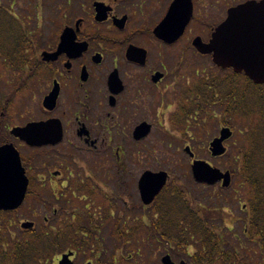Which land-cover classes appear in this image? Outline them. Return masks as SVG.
<instances>
[{"label":"flooded vegetation","instance_id":"1","mask_svg":"<svg viewBox=\"0 0 264 264\" xmlns=\"http://www.w3.org/2000/svg\"><path fill=\"white\" fill-rule=\"evenodd\" d=\"M62 1L59 26L50 33L45 34L37 21L22 19L34 24L38 34L30 52L32 75L26 81L27 90L20 94L34 96L38 92L35 116L25 119L17 114L24 120L13 125L16 116H9L12 106L0 110V146L14 147L28 181L21 206L0 212V223L5 224L0 227V264H59L65 255L72 264H133L141 263L142 251L144 254L151 246L164 249L162 257L169 255L173 264H178L181 259H176L167 243L142 238L119 244L117 234L128 233L135 219L144 217L158 197L148 206L142 204L138 182L145 171L135 183L131 179L120 183L116 175L118 150L123 149L119 153L122 157H132L134 146L141 144L146 159L144 142L152 130L150 113L164 103L176 106L169 116L172 131L183 127V122L199 124L204 119L199 105L206 104L218 118L219 106L224 98L227 100L228 92L224 89L220 94L216 84L226 88L232 72L215 67L211 56L193 48V39L201 36L189 39L182 51L174 49L189 38L197 0H191L192 19L184 34L171 44L159 40L154 30L174 0ZM97 4L104 9L102 21L96 19ZM49 22L53 26V21ZM215 27L201 38L203 42L210 39ZM65 30V47L55 57L47 56L56 53ZM198 59L205 61L208 69L198 70L194 63ZM49 95L54 101L47 107L44 100ZM215 121L219 132L229 127ZM38 123H48L45 132L59 137L58 141L30 146L11 134L13 128ZM230 141L223 142L227 151ZM126 159L133 162L130 157ZM100 160L115 170L104 191L96 179ZM133 188L138 204L122 200L132 196ZM27 224L30 226L24 227ZM21 243H36L38 252L21 247ZM122 249L129 254L120 260L118 251Z\"/></svg>","mask_w":264,"mask_h":264},{"label":"trees","instance_id":"2","mask_svg":"<svg viewBox=\"0 0 264 264\" xmlns=\"http://www.w3.org/2000/svg\"><path fill=\"white\" fill-rule=\"evenodd\" d=\"M12 6L13 3L8 7L0 4V109L4 106L5 111L28 88L26 81L32 75L30 52L38 42L34 25L23 23L25 15H14ZM228 79L226 88L222 83L216 84L220 94L224 89L228 92L227 100L224 98L219 106L218 118L206 104L197 109L204 122L217 119L237 137L223 162L224 169L231 174V186L235 182L241 188L244 211L238 218L241 223L237 224L241 231L230 237L217 222L225 211L221 195L232 197L234 192L219 189L207 201L198 197L193 201L189 198V187L195 185L192 180L183 184L172 178L149 212L135 219L128 233L117 234L120 245L144 238L167 243L169 248L173 247L170 249L176 258L189 259L190 264H264V85L256 86L244 76L232 73ZM235 221L238 222L237 218ZM4 226L0 223V227ZM34 245L20 244L38 252ZM189 251L190 258L186 255Z\"/></svg>","mask_w":264,"mask_h":264},{"label":"rangeland","instance_id":"3","mask_svg":"<svg viewBox=\"0 0 264 264\" xmlns=\"http://www.w3.org/2000/svg\"><path fill=\"white\" fill-rule=\"evenodd\" d=\"M245 1L246 0H197V5L194 12L195 20L189 26L187 32L189 38L183 42H180L179 46L174 49H176V51L184 50V45L187 44L189 39L193 38L194 36H201L203 39L206 36L209 28L217 26L220 19L226 16V8L235 6L237 3L240 4ZM10 3H13L11 12L14 15H17V17L20 18V13H22L26 17H29V19L32 21H37L39 28L43 30L45 34L50 33L51 28L56 29L59 26L63 11L62 0H0V4L5 7H8ZM204 15L205 17L203 18ZM49 21H53V26H51ZM195 62V66L198 68V70L201 71L208 69V64H205V61L198 59L195 60L194 63ZM3 80L6 81L5 79ZM35 94L34 96L32 93L31 95H20L15 98L9 112L10 118L16 116V119L13 118V125L19 124L20 121L24 120V118L27 119L28 117L32 118L35 116L34 114H36L35 109L37 108V99L39 98L38 92H35ZM175 107V105L164 103L156 112L151 110L149 124L151 125L152 130L144 142L146 144V159L144 158L145 156L143 155L141 144L134 146L132 157L130 155L126 156L127 158L130 157L133 162L127 160L126 157H122L121 154H119L122 153L123 149L118 150V168L116 170V175L117 178L120 179L121 184L123 181H128L129 179L135 183L140 174L146 170L151 172L165 171L170 176L169 181L174 178L177 182L186 184L187 180L191 179L190 164L192 159L184 152L183 149L185 146L190 147L191 151L194 153V159L207 161L212 166L217 167L222 171L225 170L223 159L212 158L208 151L209 142L214 137L218 136V123L216 121L213 122V124L212 122L207 123L199 121L200 123L197 124L194 121H187L183 122L184 128L181 127L178 129H173L172 131L170 129L171 123L169 122V116L172 112H174ZM17 114L24 115L25 117L22 120L21 118L18 119ZM193 123L196 125H193ZM186 126H189V128ZM236 139L237 137L234 135L230 141V144H232ZM122 141L124 143L129 142V140L126 139H123ZM142 157L144 159H142ZM124 164H127L128 167H125ZM112 173L113 177H115V170L111 171V168L104 165L100 160L99 171L96 175V179L102 186L103 191L106 190L105 187L109 186L111 183ZM127 188L129 187L127 186ZM111 189L113 190L114 188L111 187L110 190ZM219 189L220 185L218 184L212 187L204 188L192 185V188L189 187V198H193L194 201L196 197H198L200 200L204 199L207 201V198L210 199L209 195L214 197ZM228 189L230 193L231 191L234 192V195L232 197H228L226 194L221 195L223 199L221 205L224 206L225 211L223 212V218L221 220H217V222L220 228L225 227V232L230 234V237H234L238 235L239 231H241V225L237 224L241 223L238 218L242 216L244 208L242 207L241 203V188L238 186V184L234 182V184L232 186L230 185L229 188L225 189V191ZM126 191V188L123 186L122 192L124 196L126 195ZM127 199L131 204L139 203L138 193L136 190H134V188L131 197L122 198L123 201H126ZM122 200L119 201V206H122ZM100 201L102 204L105 202L103 197L100 198ZM198 202L201 203L202 201ZM235 218H237L238 222H234ZM236 245H238V243ZM151 248L152 246L147 249L144 254L142 251L143 257H139L140 260H142L141 263L133 262V264H160V259L164 254V249ZM127 254L129 253L125 250H119L118 259L123 260L126 258ZM123 264L127 263L124 262Z\"/></svg>","mask_w":264,"mask_h":264},{"label":"water","instance_id":"4","mask_svg":"<svg viewBox=\"0 0 264 264\" xmlns=\"http://www.w3.org/2000/svg\"><path fill=\"white\" fill-rule=\"evenodd\" d=\"M98 21L105 19L103 7L97 4ZM192 17L191 0H174L165 18L155 28L154 35L161 41L171 44L183 35ZM67 30L60 38L55 54L47 55L51 58L62 51L66 45ZM193 47L202 55H211L212 62L219 68L232 69L236 74H244L255 85H264V0H249L232 7L227 12L226 19L218 25L207 43L197 37L192 42ZM85 49V48H83ZM54 101L52 95L44 100V106L49 107ZM48 123L28 124L24 128H14L11 134L19 137L30 146L56 143L59 139L52 138L46 131ZM232 132L229 128H222L219 137L213 139L209 151L213 157L225 154L223 142L229 140ZM185 152L193 158L190 149ZM191 174L195 182L208 186L221 183L226 189L230 186L229 171L222 172L212 167L206 161L193 160ZM168 180V174L160 171L144 172L138 182L141 201L149 205L163 189ZM27 178L18 152L12 145L0 147V211H14L22 204L26 190ZM27 224L24 227H28ZM162 264H173L168 255L161 260ZM59 264H72L65 255ZM179 264H186L180 262Z\"/></svg>","mask_w":264,"mask_h":264}]
</instances>
